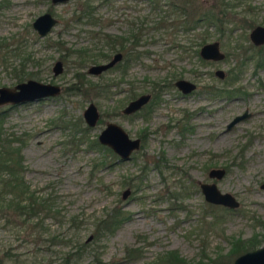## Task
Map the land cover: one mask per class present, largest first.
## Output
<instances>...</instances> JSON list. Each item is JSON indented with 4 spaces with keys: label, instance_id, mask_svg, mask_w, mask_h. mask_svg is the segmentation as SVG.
Segmentation results:
<instances>
[{
    "label": "rangeland",
    "instance_id": "rangeland-1",
    "mask_svg": "<svg viewBox=\"0 0 264 264\" xmlns=\"http://www.w3.org/2000/svg\"><path fill=\"white\" fill-rule=\"evenodd\" d=\"M86 1L0 0V86L12 88L29 78L61 86L53 96L0 104V135L10 138L11 148L20 147V176L39 196L53 194L59 210L55 216L5 219L10 209L0 204V264H60L63 254L83 240L81 264H92L97 251L101 264H145L167 250H176L189 264H215L218 255L224 257L217 264H232L237 255L231 260L227 255L230 241L261 234L256 219L264 220V65L256 66L264 45H254L249 37L255 25L264 24V0H225L223 33L199 18L202 9L220 0H176L189 11L181 15L168 0H89L95 21L75 20ZM45 11L58 21L41 36L32 22ZM188 15L197 20L186 29L182 20ZM104 33L126 37L125 50L133 35L139 39L121 65L88 73L90 65L107 60L96 58L101 52L111 56L117 50L106 44ZM213 40L219 41L223 59L200 56L201 46ZM81 48L86 50L82 56ZM57 59L64 68L54 74ZM217 69L224 77L215 74ZM75 73L87 82L110 84V92L67 93ZM177 78L196 88L183 94L174 85ZM117 80H122L119 86ZM161 85L157 104L141 113H121L129 96L153 93ZM211 87L219 88V95ZM89 102L100 113L94 126L83 118ZM244 110L249 116L228 128ZM107 121L123 126L131 137L144 130L146 141L128 159L111 155L98 141ZM186 122L192 130L181 131ZM94 140L102 146L92 145ZM211 167H224L226 173L210 178ZM0 174L11 176L7 170ZM213 180L240 205L225 208L206 201L199 183ZM125 188L131 192L122 198ZM118 205L129 219L94 238L95 218ZM135 247L141 256L125 259L127 249Z\"/></svg>",
    "mask_w": 264,
    "mask_h": 264
},
{
    "label": "trees",
    "instance_id": "trees-1",
    "mask_svg": "<svg viewBox=\"0 0 264 264\" xmlns=\"http://www.w3.org/2000/svg\"><path fill=\"white\" fill-rule=\"evenodd\" d=\"M167 1V0H166ZM169 5L173 7V9H180V15L186 14L189 11H186V8H183V4L179 5L176 0H168ZM189 0L188 2H190ZM225 0H220L214 3L211 7H207L201 10L200 19H205L210 23H214L219 30V32L223 33L225 30L223 29V21L226 15V9L229 7ZM192 7V6H191ZM199 9V8H198ZM94 7L89 3V0L82 4L78 13H75L77 21L91 22L95 21V17L93 16ZM191 13V12H190ZM192 14V13H191ZM189 16V15H188ZM197 16V14L195 15ZM192 16H189L185 20H182L184 28L188 29L192 22L196 21ZM253 23V22H252ZM251 22L248 23L253 25ZM105 37H109V34H104ZM107 35V36H106ZM1 48V47H0ZM2 49V48H1ZM80 56L86 50L81 48ZM259 52L261 58L257 60L256 66L264 65V51L262 48H259ZM109 55L108 53L101 52L100 56H96V58H105V56ZM138 57V54L135 55ZM94 60V59H93ZM126 67H124V71ZM123 71V74H124ZM75 81L74 83L66 86L64 89L67 93H82L87 95V91H92L94 96H103L104 94H108L110 92V84L106 82H94L88 80L87 82L84 77H80L78 73H75ZM234 77V76H233ZM86 82L88 85H86ZM121 80L115 81V85L119 86ZM229 92V91H228ZM3 110H0V133H1V125L3 122ZM100 120V119H99ZM93 144H99L97 140L92 141ZM10 138L7 135H0V171L7 170L11 175L8 178H2L0 176V184L3 182V186L0 185V204L7 206L10 209V212H7L5 215V219L9 217L12 218L11 215L18 216L21 218L25 214H27L28 218L31 214L43 213L44 216H55L56 213H59V210L55 207V196L53 194H46L45 196H39L35 190H31L29 185L25 182L23 177L20 176L19 172L21 169L19 168L22 161V155L19 154L20 147L11 148L10 146ZM104 145V144H103ZM102 146V145H100ZM105 148L111 155L113 150L108 146H102ZM116 154V153H115ZM1 175V174H0ZM134 187H139V184H133ZM12 193L13 197L10 199L6 197L7 194ZM226 208V206H225ZM72 223L77 222L76 216H71ZM129 219V215H127L121 207L114 206L109 211H105L103 214L95 218L94 225V238H98L100 235L106 233H112L116 228H118L124 221ZM257 223L262 227L261 234H254L248 238H235V240L230 241L231 248L227 255L230 257V260L236 255L244 252L246 250L254 249L264 242V220L257 218ZM57 237V236H53ZM63 238L59 239L62 240ZM56 240V241H59ZM86 246V240L79 241L75 245L74 250L66 251L63 256L60 264H81L79 262V255L81 251ZM141 256V251L139 247H135L132 249H127L124 254L125 259H136ZM224 257L223 255H218L216 258L212 259V262L217 264L220 259ZM103 261L100 258V253L97 251L93 256L92 264H101ZM201 263V262H198ZM196 263V264H198ZM145 264H189V262L179 255L176 250H167L158 255L156 261H149Z\"/></svg>",
    "mask_w": 264,
    "mask_h": 264
},
{
    "label": "water",
    "instance_id": "water-1",
    "mask_svg": "<svg viewBox=\"0 0 264 264\" xmlns=\"http://www.w3.org/2000/svg\"><path fill=\"white\" fill-rule=\"evenodd\" d=\"M66 0H51L52 3H58ZM58 19L53 13L45 11L39 14L32 22L34 29L39 35H45L52 30ZM251 40L255 44L264 43V25H256L249 33ZM200 54L205 59L220 60L225 57V53L220 49L218 40H213L204 43L200 48ZM121 54L116 53L107 62L92 64L89 66L90 73H99L108 67L112 66ZM63 62L58 59L53 65L55 74L63 71ZM217 75L224 76V71L216 70ZM179 88L183 91H188L194 88L195 84L185 79H180L176 82ZM61 91V86L49 82L38 81L29 78L25 81L18 82L14 87L0 86V104L4 103H21L25 101H34L50 95H56ZM150 97L149 93H142L135 99L131 100L123 109L124 113H132L139 109ZM248 115L247 111L243 114L236 115L227 124L230 128L232 125L242 120ZM100 117L97 106L94 102H89L83 110V118L88 126H94ZM98 141L110 147L120 159H128L133 151L139 148L140 140L137 137H131L129 133L120 124L109 121L101 129L98 134ZM225 174V169L222 167H211L208 176L219 179ZM199 186L204 194L206 201L214 204L225 205L230 208H236L240 205V201L234 194L229 191H221L215 181L200 182ZM264 188V182L260 185ZM131 192L130 188H125L122 192V198H126ZM232 264H264V243L260 246L246 250L238 254L232 261Z\"/></svg>",
    "mask_w": 264,
    "mask_h": 264
},
{
    "label": "flooded vegetation",
    "instance_id": "flooded-vegetation-1",
    "mask_svg": "<svg viewBox=\"0 0 264 264\" xmlns=\"http://www.w3.org/2000/svg\"><path fill=\"white\" fill-rule=\"evenodd\" d=\"M50 12V11H49ZM52 13V12H51ZM54 15V14H53ZM257 25H264V24H257ZM256 26V25H255ZM254 26V27H255ZM252 30V29H251ZM250 30V31H251ZM50 32V31H49ZM48 32V33H49ZM104 34H107V33H104ZM46 35V34H45ZM45 35H43V36H45ZM42 36V35H41ZM104 36V38H105V42H106V44H109L110 43V45H112L111 47L113 48V47H115L116 48V46H118L117 47V50H115L112 54H111V56H110V54L109 55H107V56H105V58H107V60L106 61H104V62H107V61H109L113 56H114V54H116V53H120L121 54V56H120V58L112 65V66H110V67H108L107 69H105V70H108V69H111V68H113V67H117L118 65H121V62L124 60V58H125V55H124V53L126 54L128 51H132L133 49H134V47L137 45V43H138V39H137V37H136V35H133L132 36V38H130V43H131V46H128V48L125 50V46H124V42L127 40V38L126 37H121V36H115V35H113V34H110L109 33V37H105V35H103ZM107 36V35H106ZM250 37V36H249ZM250 40H251V38H250ZM111 41V42H110ZM251 42L254 44V45H256V46H260V45H264V43H261V44H255L252 40H251ZM259 48H262V47H259ZM263 49V48H262ZM263 51H264V49H263ZM134 55H136V54H134ZM200 56H201V54H200ZM202 57V56H201ZM203 58V57H202ZM205 59V58H204ZM58 60V59H57ZM207 60H211V59H207ZM56 61V60H55ZM55 61H54V63H55ZM54 63H53V65H54ZM97 63H103V62H95V63H93V64H97ZM53 65H52V70H53ZM91 66V65H90ZM126 68H127V65L125 66ZM89 68V67H88ZM105 70H103V71H105ZM54 72V71H53ZM87 72L88 73H90L89 71H88V69H87ZM102 72V71H101ZM101 72H99V73H101ZM99 73H96V74H99ZM54 74H55V72H54ZM92 74H94V73H92ZM215 74L217 75V73H216V70H215ZM225 75V74H224ZM219 76V75H218ZM219 77H221L222 78V76H219ZM224 77V76H223ZM180 79H184V78H177L175 81H174V85L183 93V94H188V93H190L192 90H194L195 88H196V84L194 83V82H192V83H194L195 84V86H194V88H192L191 90H188V91H183V89H181V88H179L178 87V85L176 84V82L178 81V80H180ZM186 80V79H185ZM187 81H189V80H187ZM121 82H122V80H121ZM191 82V81H190ZM163 86L164 85H161L160 87L159 86H157V87H155V89H156V91H152L153 93H151V92H146V93H149L150 94V97L148 98V100L145 102V103H143V105L139 108V109H137V110H135L134 112H132V113H124L123 112V109H124V107L131 101V100H133V99H135L136 97H138L139 95H141V94H138L137 96H135V94H133V95H131V96H129V98H131V99H129V101L122 107V109H121V113L122 114H124V115H127V116H129V115H133V114H137V113H141V111L143 110V109H146L150 104L152 105L153 103L154 104H157L158 103V101L160 100V93H161V91H162V89H163ZM159 88V89H158ZM211 91H213V92H215L216 91V93L219 95V92L221 91L219 88H217V87H211V88H209ZM50 96H53V95H50ZM49 97V96H48ZM43 98H46V97H43ZM245 111H247V110H244L242 113H240V114H243ZM143 113H147V111H144ZM247 113H248V115L246 116V117H248L249 116V112L247 111ZM236 115H239V114H236ZM235 115V116H236ZM234 116V117H235ZM189 117H190V115H189V113H186L185 114V118L186 119H189ZM246 117H244L243 119H245ZM242 119V120H243ZM232 120V119H231ZM230 120V121H231ZM229 121V122H230ZM98 122H99V120H98ZM107 122H109V121H107ZM106 122V123H107ZM233 126V125H232ZM231 126V127H232ZM192 130V128H191V126L188 124V122H186L185 124H183L182 125V127H181V131H188V130ZM137 138H139V140H140V146H139V148H141L142 147V145H143V143L146 141V135H145V131L144 130H142L141 131V133L139 134V136L137 137ZM138 148V149H139ZM138 149H136V150H138ZM135 150V151H136ZM132 154V153H131ZM130 157H131V155H130ZM129 157V158H130ZM222 168H224V167H222ZM225 169V168H224ZM210 170V169H209ZM209 172V171H208ZM225 173H226V169H225ZM211 178V177H210ZM214 181V180H213ZM261 185V184H260ZM223 206H225V205H223ZM227 207V206H226Z\"/></svg>",
    "mask_w": 264,
    "mask_h": 264
}]
</instances>
